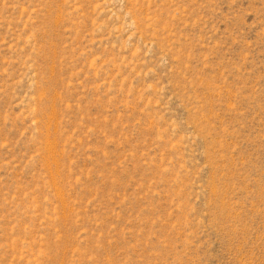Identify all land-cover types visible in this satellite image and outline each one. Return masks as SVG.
Returning a JSON list of instances; mask_svg holds the SVG:
<instances>
[{"label":"rangeland","instance_id":"1","mask_svg":"<svg viewBox=\"0 0 264 264\" xmlns=\"http://www.w3.org/2000/svg\"><path fill=\"white\" fill-rule=\"evenodd\" d=\"M0 264H264V0H0Z\"/></svg>","mask_w":264,"mask_h":264}]
</instances>
